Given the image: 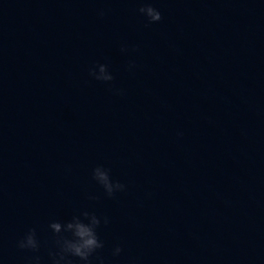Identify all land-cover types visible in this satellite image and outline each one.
Masks as SVG:
<instances>
[{
	"label": "water",
	"instance_id": "95a60500",
	"mask_svg": "<svg viewBox=\"0 0 264 264\" xmlns=\"http://www.w3.org/2000/svg\"><path fill=\"white\" fill-rule=\"evenodd\" d=\"M84 211L91 264H264V0H0V264Z\"/></svg>",
	"mask_w": 264,
	"mask_h": 264
},
{
	"label": "clouds",
	"instance_id": "9594fccd",
	"mask_svg": "<svg viewBox=\"0 0 264 264\" xmlns=\"http://www.w3.org/2000/svg\"><path fill=\"white\" fill-rule=\"evenodd\" d=\"M139 12L144 14L149 22H158L162 19L161 12L151 4L145 3L139 8ZM105 13L100 10L99 15ZM135 50V49H134ZM121 51H127L125 45L121 46ZM134 62H129V67H133ZM98 69V70H97ZM89 74L96 80L109 82L114 79L112 73L108 70L106 64L100 63L96 67L89 69ZM119 91V90H117ZM93 179L96 180L104 189L107 196L112 197L117 191H124L126 185L120 181H113L109 175V170L102 165H98L93 169ZM95 199L96 197H91ZM81 216L84 219H81ZM103 223L107 225L109 218L104 217ZM101 224V218L95 213L84 211L81 215H74L71 220L61 223L60 221H51L50 229L55 235V244L57 251H49V256L52 257V264H73L71 257H77L83 264H91V257L98 249L104 247V242L98 237L96 229ZM64 233H70L64 235ZM17 247L32 252H38L40 242L37 239L36 229L30 228L24 236L18 240ZM122 248L117 244L113 250V255H119ZM100 264H103L102 258H99ZM29 264H40V257L34 256L29 259Z\"/></svg>",
	"mask_w": 264,
	"mask_h": 264
}]
</instances>
